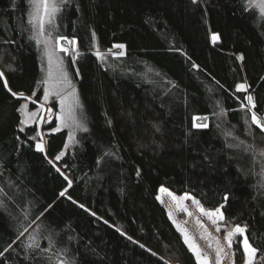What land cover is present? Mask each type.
I'll return each instance as SVG.
<instances>
[{
  "label": "trees",
  "instance_id": "obj_1",
  "mask_svg": "<svg viewBox=\"0 0 264 264\" xmlns=\"http://www.w3.org/2000/svg\"><path fill=\"white\" fill-rule=\"evenodd\" d=\"M171 1H60L48 32L78 43L86 119L61 172L67 131L46 124L43 152L38 125L23 127L24 96L44 97L30 1L0 0V264H199L161 187L222 207L264 264V131L244 109L251 95L264 115V16L246 0Z\"/></svg>",
  "mask_w": 264,
  "mask_h": 264
},
{
  "label": "rangeland",
  "instance_id": "obj_2",
  "mask_svg": "<svg viewBox=\"0 0 264 264\" xmlns=\"http://www.w3.org/2000/svg\"><path fill=\"white\" fill-rule=\"evenodd\" d=\"M29 1V16L34 28L35 39L38 43L41 54L43 72L41 86L44 89V97L43 101H38L37 99H35L34 95L24 96L27 97V99L24 100L21 106L23 127L33 124L38 125L39 133L37 136V144H41L43 146V152H46L47 135L49 134L48 131L44 130V126L46 124H49L56 119V129L59 128L60 130L67 131V141L63 151L61 152L64 153V155L61 156L59 160H57L56 157L50 159L61 172H64L63 168L60 166V161L65 156L67 151L71 149L76 143L78 133L83 131L86 127V119L84 116L83 106L76 84V79L73 72L68 66V58H70L72 59L76 67L75 62L81 55V50L75 39L64 37H60L57 39L49 34L48 30L53 28L58 12H56L52 17L51 23L48 22V18L43 15L42 11L40 19H33L32 13L34 11V5L32 3V0ZM60 1L61 0H54L58 7ZM145 1L157 8L175 6V3L171 0ZM252 2L255 3L256 0H252ZM246 3L249 9L256 10L258 13L264 16V14H262L258 8L250 4V0H246ZM40 20H43V32H40ZM61 38L67 40L68 43L71 42L72 52L70 50H61L63 49L60 47L59 42ZM116 46L107 52H100L97 50L96 54L98 55L99 53L98 56L101 58H104L105 55L108 54H111L113 56L124 55L125 47L123 46L122 48H118ZM244 85L246 86V91H248L247 84L244 83ZM46 93L48 96L47 99H45ZM50 108H52V112H49ZM244 109L248 110L251 113L252 117V113L254 112V110L252 105L249 104L248 100L244 106ZM32 113H35L36 115L32 116ZM256 115L257 117H261L258 114ZM203 123H206V121L203 120L202 124ZM65 124L67 126H65ZM193 124L195 127H197L194 121ZM208 124L209 120L206 125L208 126ZM256 127L258 126L256 125ZM70 135H72L73 137L72 140H69ZM161 188H164L167 191L161 192ZM161 188L158 192V198L167 209L168 214L171 213V215H169L171 220L176 227L177 225L180 226V228L177 229L182 233L184 240L186 232L188 237L190 238V241L198 247L202 256L208 257L209 264H217L216 249L218 246L224 248V253L221 254L222 264H247L248 256L244 251L243 243L246 233H235V229L237 226L226 223L225 219L223 218L221 220L218 215L209 218L207 215L200 211V206H202L205 212H215L217 209H219L220 212L223 213L222 207L216 208L214 210H208L200 203L198 199H196L189 193L176 194L165 187ZM168 193H171L172 195H169ZM66 194L67 192H65V195ZM186 196L189 198L185 199ZM173 197H175L176 199L173 200ZM194 201H199L200 206L194 203ZM184 209H187V211H185ZM189 213H191V215H189ZM213 219L217 221L215 224L213 223ZM180 229H183L184 231H181ZM229 232L235 233L232 237L231 246H229L227 239ZM191 250L193 251V249ZM193 253L196 256V253L194 251ZM254 261L255 258L253 260V263ZM198 263L200 264V261H198Z\"/></svg>",
  "mask_w": 264,
  "mask_h": 264
},
{
  "label": "snow or ice",
  "instance_id": "obj_3",
  "mask_svg": "<svg viewBox=\"0 0 264 264\" xmlns=\"http://www.w3.org/2000/svg\"><path fill=\"white\" fill-rule=\"evenodd\" d=\"M66 2V0H65ZM195 2V0H194ZM32 3L34 5V11L32 13V16H33V19H40L41 17V11L43 12V15L45 17L48 18V22L51 23L52 22V17L55 15L56 12L59 11V7L56 5V3L54 2V0H32ZM250 4H252V6L258 8L260 10V12L262 14H264V0H256L255 3L252 2V0H250ZM31 22V21H30ZM40 32H43V20H40ZM219 35L218 34H213L211 39H212V42L215 43L216 41L219 40ZM62 39V38H61ZM71 43V42H70ZM116 47L118 48H122L123 45H117ZM62 51H67V49H61ZM122 54V53H121ZM99 55V53H98ZM240 59H243V57H240ZM0 77H3V72H0ZM4 85L5 87H7V80L4 81ZM238 88L240 90H246V86L244 84H241L238 86ZM9 91L11 92V89H9ZM12 95L13 96H21L23 97V93H15V92H12ZM25 99H27V97H24ZM48 96H47V93L45 94V99H47ZM247 100L249 102L250 105H252V107H255V103H254V99L251 95H248L247 96ZM26 107V105H25ZM32 116H35L36 114L35 113H32L31 114ZM252 121L253 123H255L262 131H264V122L261 121L260 118L257 117L256 113L253 112L252 113ZM65 126H67L65 124ZM78 126V125H77ZM201 125H197V127H200ZM203 127H207V125H203ZM60 129L57 128L55 129V131H59ZM86 130V129H85ZM73 137L72 135L69 136V140H72ZM37 148L41 151H43V146L41 144H37ZM64 153H60V155L56 156V159L59 160L61 158V156H63ZM51 162V161H50ZM71 185V182L69 181V186ZM167 190L164 189V188H161V192H166ZM65 193L64 192H61L60 195L63 196ZM169 195H172L171 193H168ZM189 197H185V199H188ZM176 198L173 197V200H175ZM225 199H227V197H225ZM194 203H196L198 206L199 205V201H194ZM81 207H83V205H81ZM185 211H187V209H184ZM200 211L203 212L205 215H207L209 218H212V217H215V216H219V218L222 220L224 217H223V213L220 212L219 209H217L215 212H205V210L203 209L202 206H200ZM94 215V213H93ZM171 215V213L169 214ZM189 215H191V213H189ZM217 221L215 219H213V223L215 224ZM177 228L179 229L180 226L177 225ZM181 231H184L183 229H180ZM219 230V229H217ZM245 232V229L244 228H241L239 226L236 227L235 229V233H240V234H243ZM233 232H229L228 233V244L229 246H231V243H232V237L233 235L235 234ZM185 243L188 244L189 248L190 249H193V251L196 253V258L198 261H200V264H209V259L207 256H202L201 252L199 251L198 247L193 244L191 241H190V238L188 237L187 233L185 232ZM218 243V242H217ZM244 251L245 253L247 254L248 256V260H247V264H253V260L255 258V254H256V249L253 248L249 242H248V239L247 237L245 236L244 237ZM38 247V245L36 246ZM141 247H143V245H141ZM224 253V248L222 247H217L216 249V257H217V264H222V260H221V254ZM0 255H3V253H0Z\"/></svg>",
  "mask_w": 264,
  "mask_h": 264
},
{
  "label": "bare ground",
  "instance_id": "obj_4",
  "mask_svg": "<svg viewBox=\"0 0 264 264\" xmlns=\"http://www.w3.org/2000/svg\"><path fill=\"white\" fill-rule=\"evenodd\" d=\"M60 42V47L63 48V49H67V50H72V45L71 43H68L67 40L65 39H60L59 40ZM72 52V51H71ZM207 117V116H206ZM208 118V117H207ZM261 119L262 122H264V116H261V117H258Z\"/></svg>",
  "mask_w": 264,
  "mask_h": 264
},
{
  "label": "water",
  "instance_id": "obj_5",
  "mask_svg": "<svg viewBox=\"0 0 264 264\" xmlns=\"http://www.w3.org/2000/svg\"><path fill=\"white\" fill-rule=\"evenodd\" d=\"M49 112H52V108L49 109ZM194 119H195V117H194ZM194 119H193V121H194ZM208 120H209V117H208Z\"/></svg>",
  "mask_w": 264,
  "mask_h": 264
}]
</instances>
